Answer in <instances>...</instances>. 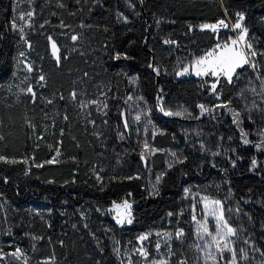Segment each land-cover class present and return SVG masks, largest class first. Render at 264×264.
<instances>
[{
  "label": "trees",
  "instance_id": "trees-1",
  "mask_svg": "<svg viewBox=\"0 0 264 264\" xmlns=\"http://www.w3.org/2000/svg\"><path fill=\"white\" fill-rule=\"evenodd\" d=\"M142 2L0 0V264H121L118 242L166 220L188 264L194 187L228 188L264 229V0ZM237 13L255 67L177 78L218 42L201 25ZM124 201L118 230L104 212Z\"/></svg>",
  "mask_w": 264,
  "mask_h": 264
},
{
  "label": "rangeland",
  "instance_id": "rangeland-1",
  "mask_svg": "<svg viewBox=\"0 0 264 264\" xmlns=\"http://www.w3.org/2000/svg\"><path fill=\"white\" fill-rule=\"evenodd\" d=\"M24 23L23 19H17L15 25L19 27L20 24ZM226 23L228 24V22ZM208 29L209 28H203L202 30L209 31ZM234 31L235 33L237 32V34L239 33L240 36V30ZM214 35L215 41L218 40V42L212 48L199 49L194 53L191 50L186 52L187 55L183 57L182 62L179 63L175 72L177 78L201 79L208 76L225 78L223 74L219 76H213L211 73L207 75H196L195 68L191 67L195 60L205 56L209 51L216 48L218 44L223 45L226 42L230 44L233 39L237 40L232 34H230V37L224 35L219 39L218 37L220 34ZM235 47L241 48L238 41ZM245 51L247 52L248 50ZM248 58L250 60V56ZM184 67H189V73L178 75ZM238 69L239 68H237L236 71ZM214 89L215 88H213V90ZM215 191L216 190L202 191L200 188L194 187L186 192V194L190 195L192 201L190 224L193 231L191 248L189 250L191 262L188 264H232L231 252L228 250H224L223 252L218 251L212 237L205 234L203 228H201L202 224H206L208 230L215 235L216 219L212 214L214 209L217 215L222 212L228 225L236 229V235L227 237V241L229 242L228 246L236 250L237 264H264L262 254L254 238V236L259 235V239L264 243V229H259L255 232L251 219L241 210L228 188L220 191V196L216 194ZM212 201H220V205H213ZM123 204H119L121 205L119 208H117L116 205L112 206L104 212V215L118 230L130 227L132 222L129 224L127 220L129 218L131 221L133 220L131 208H125ZM121 219H123V223L118 222ZM165 225L166 229L162 231H150L126 240L123 239L125 243L129 242L127 244L118 242L117 254L120 256L119 259L121 264H153V262H155V264H187L185 262H177V259L171 255L170 251L172 243L179 237L177 233H182V231L172 230L174 225L170 223L169 220L165 221ZM182 235L183 233L180 237ZM142 236H147V239L141 240L140 237ZM157 244H159V248L161 249L160 252L154 249V246ZM221 247H223V244ZM241 249H244L246 252L247 259L241 258ZM142 253H146V255Z\"/></svg>",
  "mask_w": 264,
  "mask_h": 264
},
{
  "label": "snow or ice",
  "instance_id": "snow-or-ice-1",
  "mask_svg": "<svg viewBox=\"0 0 264 264\" xmlns=\"http://www.w3.org/2000/svg\"><path fill=\"white\" fill-rule=\"evenodd\" d=\"M29 16L32 15L31 12L28 13ZM238 20L233 25V30H240V41H245V47L248 50L247 52L243 48H237L235 45L237 44V40L233 39L231 43H224L223 45L218 44L216 48L209 51L205 56L198 58L194 61L193 65L191 67L195 68V74L196 75H207L211 73L213 76H219L220 74H223L224 77L227 79L228 82H231L232 75L235 73L237 68L243 67L245 64H250L249 55L250 56H256L257 53L255 50H253V46L251 43H248L245 38L248 33V29L242 25V21L244 20L243 13H237ZM23 19V17H21ZM223 26L225 28L228 27V25L223 21H219L218 24L213 25H201V28H210L212 31H216L218 27ZM21 31L23 29H20ZM73 40L76 39V37H72ZM164 43L171 44L174 43L170 40H165ZM55 44H53V48L55 49ZM23 55V54H22ZM260 55H264V53H260ZM119 58V56L117 57ZM57 60L59 61V57H57ZM250 66L255 67L254 64H250ZM32 69L29 67L28 71H31ZM157 72L158 69H155ZM189 73V67H184L178 75H185ZM41 80L44 79L43 76L40 77ZM215 88V85L213 86ZM27 91L29 93L32 92L31 88H28ZM34 95V93H33ZM73 98H75V93L72 94ZM130 99V98H129ZM51 103V101H49ZM83 106V105H82ZM202 110L204 109L203 105H200ZM166 115H173L171 112H166ZM176 115H179V113H176ZM237 115H239L237 113ZM140 117L137 116L136 120H139ZM127 126V125H125ZM245 143H248L247 140H245ZM145 147L147 148L148 145L145 143ZM58 154V153H57ZM0 159H3V157H0ZM53 161H49L51 163ZM253 165H255V161H253ZM42 167L43 165H38ZM157 183H159V178H157ZM213 205H220V201H212ZM117 208L121 207V205H116ZM123 207L130 209L131 205L124 201ZM213 216L216 219L215 224V235H213L212 232H210L207 228L206 224H202L201 228H203L205 234L212 237L213 242L216 245V248L218 251L223 252L224 250H228L232 254V264H237L236 259V250L234 248H230L228 246L229 242L227 241V237L229 236H235L236 235V229L229 226L227 220L224 218L223 213L221 212L219 215H217L215 209L212 212ZM130 215V214H129ZM119 223H123V219L118 221ZM131 219L129 218L127 220V223L131 224ZM199 223V222H198ZM182 233H177V236H180ZM170 235V234H169ZM141 240L147 239V236L140 237ZM223 244V247L221 245ZM157 248H159V244H157ZM19 251V250H17ZM118 251V249H117ZM241 258L247 259V254L244 251V249L240 250ZM143 255H146V253H142ZM264 255V253H262ZM155 264V262H153Z\"/></svg>",
  "mask_w": 264,
  "mask_h": 264
},
{
  "label": "built area",
  "instance_id": "built-area-1",
  "mask_svg": "<svg viewBox=\"0 0 264 264\" xmlns=\"http://www.w3.org/2000/svg\"><path fill=\"white\" fill-rule=\"evenodd\" d=\"M239 18L237 17L236 18V22H237V20H238ZM235 22V23H236ZM226 23V22H225ZM234 23V24H235ZM216 24H218V23H216ZM227 24V23H226ZM234 24H231V23H228L227 25H228V27L227 28H225V27H223L222 25L220 26V27H218L217 28V30L216 31H212V29H208L209 31H210V33H216V34H218V33H229V34H232L236 39H237V41H238V43H239V45H240V47L241 48H243L244 50H247L246 49V47H245V41H239L238 39H239V33L237 34V32L235 33V31L233 30V25ZM211 25H213V24H211ZM208 31V32H209ZM245 40L247 41V39L245 38ZM250 64H252V63H250ZM252 67V66H251ZM253 68V67H252ZM154 249L156 250V251H158V252H160V248H157V245L154 247Z\"/></svg>",
  "mask_w": 264,
  "mask_h": 264
},
{
  "label": "water",
  "instance_id": "water-1",
  "mask_svg": "<svg viewBox=\"0 0 264 264\" xmlns=\"http://www.w3.org/2000/svg\"><path fill=\"white\" fill-rule=\"evenodd\" d=\"M138 3L140 5L141 9H143V2H142V0H138ZM172 46L174 47V45H172Z\"/></svg>",
  "mask_w": 264,
  "mask_h": 264
}]
</instances>
